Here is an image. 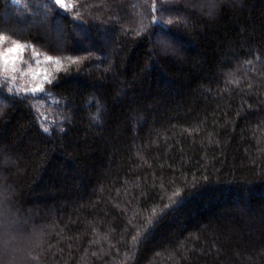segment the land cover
I'll return each mask as SVG.
<instances>
[{"label":"trees","instance_id":"16d2710c","mask_svg":"<svg viewBox=\"0 0 264 264\" xmlns=\"http://www.w3.org/2000/svg\"><path fill=\"white\" fill-rule=\"evenodd\" d=\"M0 35L52 73L0 77V264H264V0H0Z\"/></svg>","mask_w":264,"mask_h":264},{"label":"snow or ice","instance_id":"6c2138e0","mask_svg":"<svg viewBox=\"0 0 264 264\" xmlns=\"http://www.w3.org/2000/svg\"><path fill=\"white\" fill-rule=\"evenodd\" d=\"M57 3H60V0H57ZM6 38L3 35H0V45H3L5 43ZM11 46L5 47L2 50H0V74H3L5 77L11 75L12 81L16 80V76L12 75L16 73L19 68L18 64L23 59L22 53L24 51L25 45L20 44L18 41H10ZM159 43L162 46L167 45V39L161 38L159 40ZM35 55V53H34ZM47 61H54L55 65L57 66V71L60 70V60L55 59L51 56L45 57ZM75 62V61H73ZM39 63V61H37ZM31 74L33 79H36L39 73H36L32 71L31 66H29V69L27 72H21V76ZM51 77L52 73H45L42 77V80L40 83H37L35 87H32L31 89H25L24 91H31L32 93H42L44 92V84L45 83H51Z\"/></svg>","mask_w":264,"mask_h":264},{"label":"rangeland","instance_id":"374dc122","mask_svg":"<svg viewBox=\"0 0 264 264\" xmlns=\"http://www.w3.org/2000/svg\"><path fill=\"white\" fill-rule=\"evenodd\" d=\"M10 41L12 40L6 39L5 43L3 45H0V50H2L5 47H10L11 46ZM22 57L23 59L18 64L19 70L16 73L12 74L16 76L15 81H12L11 75L5 77L3 74H0V77H2L7 82L10 89H12L13 91L20 92V93H28L35 97H39L43 92L42 93H32L31 91H24V90L31 89L32 87H35L37 83H40L43 75L47 72V70L42 65V61L40 57L35 56L33 60H26L24 59L23 53H22ZM37 61H39V63H37ZM29 66H31L32 71L40 74L36 77V79H33L31 74L24 75L23 77L21 76V72H27L29 69Z\"/></svg>","mask_w":264,"mask_h":264}]
</instances>
